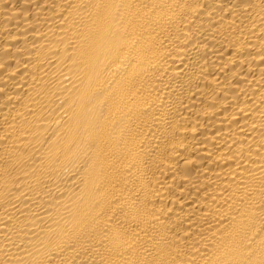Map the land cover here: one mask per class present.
Segmentation results:
<instances>
[{
    "label": "bare ground",
    "instance_id": "obj_1",
    "mask_svg": "<svg viewBox=\"0 0 264 264\" xmlns=\"http://www.w3.org/2000/svg\"><path fill=\"white\" fill-rule=\"evenodd\" d=\"M0 264H264V0H0Z\"/></svg>",
    "mask_w": 264,
    "mask_h": 264
}]
</instances>
